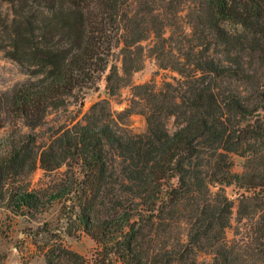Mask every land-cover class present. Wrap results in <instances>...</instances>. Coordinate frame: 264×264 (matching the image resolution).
I'll list each match as a JSON object with an SVG mask.
<instances>
[{"label":"trees","instance_id":"16d2710c","mask_svg":"<svg viewBox=\"0 0 264 264\" xmlns=\"http://www.w3.org/2000/svg\"><path fill=\"white\" fill-rule=\"evenodd\" d=\"M2 2L0 48L29 75L9 105L32 131L0 142V208L32 222L62 204L57 226L30 232L40 259L23 264H264V0ZM148 56L179 77L135 84ZM104 76L111 98L131 87L129 107L102 99L40 140L51 112ZM135 113L146 132L130 128ZM38 169L64 177L33 188ZM230 186L245 191L232 239ZM80 232L90 257L65 244Z\"/></svg>","mask_w":264,"mask_h":264},{"label":"rangeland","instance_id":"374dc122","mask_svg":"<svg viewBox=\"0 0 264 264\" xmlns=\"http://www.w3.org/2000/svg\"><path fill=\"white\" fill-rule=\"evenodd\" d=\"M8 10V4L0 0L1 29H3ZM0 44H6L5 41H3L2 32H0ZM3 48H0V142L13 131L21 133L32 131L23 124L20 117L12 112L9 105V96L19 84L29 79V75L24 73L20 65L11 59ZM118 64L121 65L120 62ZM178 77L179 75L177 72L160 68L158 61L154 57L148 56L146 57L143 69L134 74L133 81L135 84L152 82L160 87L165 80L173 81ZM99 86L100 88L98 91H89L85 99L80 103H74L67 108L52 111L47 119L46 125L37 129L40 140L50 138L63 127L72 124L73 121L76 122L81 120L84 114L90 110L91 106L102 99H110L112 107L117 111H122L129 107L133 98L131 87L124 88L122 90L121 99H118L111 98L107 93L105 76ZM129 125L136 133H144L148 129L145 116L139 113L132 115ZM170 128L171 130L175 129L174 120H171ZM233 159L235 171L242 172L244 170L245 159L239 155H234ZM61 172H56L47 176L42 169H38L31 177L33 188H41L47 191L54 190L58 186L60 178L64 177L60 174ZM226 190L229 197L236 204L233 217L234 229L228 233L229 238L232 239L235 237L234 230L239 227L244 228V226L237 221V205L240 195L245 193V191L238 189L236 186L227 187ZM61 208L62 204L55 202L48 213H45L40 216L39 219L32 222L23 216H16L4 208H0V264H23V256L29 259L32 258L31 260L34 262L40 259L29 234L43 222H52L54 227L57 226L56 220L60 214ZM242 232H244V230H242ZM64 241L69 248L88 257H90L97 248L96 242L83 232H80L77 237H70L65 234Z\"/></svg>","mask_w":264,"mask_h":264}]
</instances>
